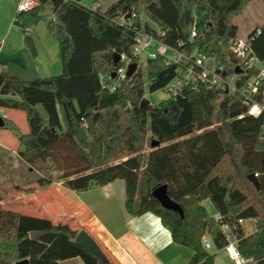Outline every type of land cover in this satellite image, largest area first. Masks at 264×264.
I'll use <instances>...</instances> for the list:
<instances>
[{
  "label": "trees",
  "instance_id": "16d2710c",
  "mask_svg": "<svg viewBox=\"0 0 264 264\" xmlns=\"http://www.w3.org/2000/svg\"><path fill=\"white\" fill-rule=\"evenodd\" d=\"M37 1L16 17L40 19L50 9L47 28L57 37L62 71L28 79L1 69L0 107L25 112L28 131L18 135V153L40 173L38 186L61 180L84 191L123 179L127 211L159 216L174 242L193 250L189 264H215L203 237L210 236L218 249L225 247V225L241 254L264 264V114L240 116L239 98L204 85H187L176 97L141 106L145 78L155 92L177 74L178 65L167 64L163 56L148 59L146 75L138 67L114 90L101 77L107 75L104 80L110 82L117 69L115 52L132 55L138 30L157 32L148 21L142 23V12L167 44H186L226 64L236 61L229 50V40L238 37L234 17L253 0H115L105 10L80 0ZM194 22L198 32L190 43ZM247 35L264 60V23ZM154 139L160 145L146 152ZM250 173H258L260 190L248 179ZM164 183L183 216L152 194ZM207 198L220 219L209 215L202 203ZM3 200L0 194V264L23 258L30 264H59L77 256L84 264H121L96 237L106 260L75 242L78 228L7 208ZM240 219H254V231L247 234ZM32 231L42 233L31 237Z\"/></svg>",
  "mask_w": 264,
  "mask_h": 264
},
{
  "label": "crops",
  "instance_id": "0c3cea01",
  "mask_svg": "<svg viewBox=\"0 0 264 264\" xmlns=\"http://www.w3.org/2000/svg\"><path fill=\"white\" fill-rule=\"evenodd\" d=\"M91 7L102 10V3L97 1ZM151 25L158 28L156 24ZM45 28L30 18L11 20L0 38V70L19 72L28 79L62 71L57 37L49 32L47 24ZM0 110L5 111L8 119L14 109L0 107ZM29 195L33 215L87 230L121 264H189L193 254L191 248L174 242L171 231L156 214L132 215L127 211L123 179L84 191L70 189L63 181L53 182L33 187ZM217 215L216 212L214 217ZM248 221L244 222L247 234L255 229L248 226ZM207 250L215 254V264H236L224 247L218 249L212 244ZM59 264L84 262L77 256L61 260Z\"/></svg>",
  "mask_w": 264,
  "mask_h": 264
},
{
  "label": "built area",
  "instance_id": "2783aa9c",
  "mask_svg": "<svg viewBox=\"0 0 264 264\" xmlns=\"http://www.w3.org/2000/svg\"><path fill=\"white\" fill-rule=\"evenodd\" d=\"M37 4V0H20L17 11L28 10ZM156 29V33L145 28L137 31L132 55L120 53L117 69L109 75V83L104 80L107 75L101 76L105 87L114 90L121 86L138 69L143 55L148 59L163 56L167 64L178 65L177 74L163 88L168 92L169 97L181 94L187 85L196 89L204 85L222 89L227 95L239 98L244 106V112L240 116L259 117L264 114V60L255 52L248 35L229 40V50L236 57V61L226 64L216 61L213 56L200 53L197 48L190 50L189 47H184L186 44L183 43L180 44L181 47L171 46L160 38L163 32L159 28ZM197 32V25L194 22L189 36L190 43L194 41ZM259 32L260 29L257 33ZM133 62H136L137 66L133 73H129V66ZM237 67L240 69L239 72L235 71ZM259 95L262 100L257 99ZM255 176H258V173H255ZM220 218L221 215L218 214L216 219ZM245 221V219L239 220L240 223ZM223 229L228 239L224 248L230 257L236 264H248L251 260L241 254L237 240L230 233L228 226L225 225ZM202 242L206 249L213 244L208 235L203 237Z\"/></svg>",
  "mask_w": 264,
  "mask_h": 264
},
{
  "label": "rangeland",
  "instance_id": "374dc122",
  "mask_svg": "<svg viewBox=\"0 0 264 264\" xmlns=\"http://www.w3.org/2000/svg\"><path fill=\"white\" fill-rule=\"evenodd\" d=\"M102 3V10L115 0H80V2L87 6H96V3ZM110 2V3H109ZM18 0H0V38L5 29L9 26L10 21L16 17ZM44 17L36 19L31 15H25L23 19H34L40 26L46 29L47 22L53 17L50 9L44 11ZM141 20L144 24L148 21V17L144 12L141 13ZM234 22L238 25V37H245L250 31L264 23V0H253L249 2L242 12L234 17ZM55 39V36L52 35ZM148 57L143 55L140 60L139 67H142L146 75ZM60 71L55 75L60 74ZM145 98L152 104L156 105L162 100L169 97L165 89H160L155 92H150L148 89V80L145 78ZM1 115L6 121V127H0V194L3 196V205L7 208L25 212L28 209V214H35L32 206V196L29 195V189L37 187L36 180L40 177V173L34 168L30 167L19 156V138L20 133L28 131V123L24 111L14 109L11 117L6 119L5 111L0 110ZM12 118V119H11ZM152 143V142H151ZM151 143L147 145L146 152L150 150ZM56 180L54 182H60ZM203 205L206 207L209 215L214 216L216 209L210 198L203 200ZM248 226L255 227L254 219H248ZM79 231V229H78Z\"/></svg>",
  "mask_w": 264,
  "mask_h": 264
},
{
  "label": "water",
  "instance_id": "95a60500",
  "mask_svg": "<svg viewBox=\"0 0 264 264\" xmlns=\"http://www.w3.org/2000/svg\"><path fill=\"white\" fill-rule=\"evenodd\" d=\"M207 30L212 31L213 30V24L211 22H207L206 24ZM120 53L115 52L114 53V63L118 64L119 59H120ZM137 66L136 62H133L129 66V73H133L135 71V68ZM236 72H239L240 69L237 67ZM150 105V102L144 97L141 101V106L143 107H148ZM4 117L0 113V126L4 125ZM160 145V141L154 139L151 143V146L157 147ZM248 179L254 183V185L257 187V189H261L259 180L257 176H255V173H250L248 175ZM152 194L160 201L163 207L167 209H172L174 211H178L182 216L184 215V211L181 207V205L175 201L173 198H171L169 191H168V184L164 183L158 187H156L153 191ZM42 232L40 231H32L30 233L31 237H36L40 235ZM75 242L83 247L86 251L90 252L97 258L101 260H106L107 256L99 243L96 241V239L85 229H81L78 231L76 237H75ZM14 264H30V261L28 258H23L20 260H17Z\"/></svg>",
  "mask_w": 264,
  "mask_h": 264
}]
</instances>
